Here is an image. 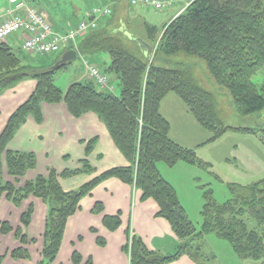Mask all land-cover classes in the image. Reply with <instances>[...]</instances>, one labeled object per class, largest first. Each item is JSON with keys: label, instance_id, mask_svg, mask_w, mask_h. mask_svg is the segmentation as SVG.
<instances>
[{"label": "trees", "instance_id": "obj_1", "mask_svg": "<svg viewBox=\"0 0 264 264\" xmlns=\"http://www.w3.org/2000/svg\"><path fill=\"white\" fill-rule=\"evenodd\" d=\"M188 2L189 5L163 29L147 20L143 22L142 39L155 49L151 57L145 56L137 42L117 30L122 24H114L112 30L109 28L115 20L114 11L106 17L109 18L108 26L99 24L97 29L78 39L77 48L82 55L100 51L109 53L111 62L103 71L118 78L120 94L99 87L93 78L74 83L64 91L56 84L54 76L56 71L66 68L65 64L55 66L59 60L50 67L27 64L35 57L30 58L23 50L0 42V95L25 79L37 80L35 92L12 114L0 136V200L5 194L14 205L20 206L33 195L42 198L49 206L45 244L38 264H52L60 252L68 220L80 209L82 199L110 177L142 190L143 200H156L160 207L159 216L171 223L178 236L177 249L162 254L151 250L131 229L127 230L128 241L123 248L131 264H173L183 255L204 264L203 241L211 233L231 243L234 253L243 260L264 264V178L251 184L230 183L232 198L222 203L214 198L212 188L200 186L204 189V204L199 226L186 211L177 189L160 170V163L174 167L179 162H186L208 172L213 167L199 157L194 148L172 139L171 123L161 108L171 92L182 99L202 128L211 133L205 145L218 141L230 130L254 133L264 144V92L253 80L264 66V0ZM126 30L139 37L127 24ZM181 53L196 55L206 62L215 83L232 95L238 116L256 115L261 122L253 126L226 125L219 117L216 95L198 84L188 69L167 65L171 63V57ZM158 57H162L164 64L156 63ZM45 102H65L77 118L87 112H96L130 164L107 170L72 192L63 189L54 170L48 177L38 175L22 187L6 181L2 173L3 158L7 161L8 172L16 177H24L28 170L37 166L34 153L12 151L7 147L29 115L42 121L41 105ZM94 144L95 140L87 144L88 153ZM83 171H94L87 160L81 171H65L62 175L71 176ZM33 212L34 206L30 205L22 215L24 229L30 224ZM103 212V203L97 202L93 213ZM103 222L104 226L115 231L121 226V213L107 214ZM24 229L17 228L16 236L25 245L28 238ZM0 230L5 234L14 229L4 221L0 222ZM98 241L101 245L106 243L102 237ZM9 253L13 259H29L31 256L25 246ZM4 259L5 256H0V264ZM81 260L80 253L75 251L74 264H81ZM87 264L92 261L88 260Z\"/></svg>", "mask_w": 264, "mask_h": 264}, {"label": "crops", "instance_id": "obj_2", "mask_svg": "<svg viewBox=\"0 0 264 264\" xmlns=\"http://www.w3.org/2000/svg\"><path fill=\"white\" fill-rule=\"evenodd\" d=\"M115 2L116 0L110 1V3L104 2L98 4L112 7L111 4ZM183 2L185 3L186 1L178 0L176 4ZM116 4L117 9L112 7L115 12V20L109 28L112 30L114 24L120 26L122 23H126L128 28L130 27V30L133 29L131 30L133 33L143 38L144 29L142 24L147 19L141 15V12L136 9L135 5L128 7L122 1H117ZM9 6V0H0V23L6 18L5 13ZM88 7L90 6H85L84 10H76L75 13L68 14L61 19L52 18L47 10L42 7L38 8L49 14L50 21H52L56 31L65 33L70 26L76 25L84 18ZM181 11L179 10L171 20L176 18ZM108 20L109 18H102L100 24L108 26L106 23ZM7 43L16 50H23L21 46L22 40L16 36ZM66 51L59 53L53 61L50 60L53 58L49 55L42 56L24 52L30 58L35 57L31 61L26 62L27 64H35L37 67H50L60 60ZM80 57L82 60L80 69L73 68L72 62L66 64L64 70L69 74H67V79L62 82V85L58 84L62 90H68V87L74 83L90 80L91 77H89L88 69L84 65L83 60L99 65L104 71L109 67L111 62L109 53L103 51ZM111 79V83L116 87L115 92L120 94L121 87L119 86L118 78L113 75ZM36 87V79H25L17 85L10 87V89L5 90L0 95V136L6 129L12 114L30 99ZM41 108V113H43L42 121H38L35 115H29L14 134L12 141H10L7 147L12 151L34 153L36 155L37 166L35 169L28 170L24 177H16L8 172L5 158H3L2 173L6 181L22 187L24 186L23 182L33 180L38 175L48 177L51 171L54 170L57 172L58 181L61 182L63 189L66 192H72V190H76L84 184L93 181L95 177L105 173L107 170L126 167L130 164L129 160L120 151L118 145L115 144L106 123L101 121L96 112H87L77 118L69 111L65 102L57 104L45 102L41 105ZM161 108L163 115L171 123L172 139L180 142L183 146L197 147L200 152L202 142L204 141L202 140L203 135L206 134L204 132L208 130L205 129L206 131H203L200 129L202 126L190 113L182 99L177 94L171 92L162 102ZM172 115L174 116L171 118ZM175 118L179 119V124ZM189 123L194 124L195 131L202 133L200 136L196 135L193 137L195 141H198L196 144L188 141L191 132V127L188 126ZM185 137L188 139H185ZM93 140H95L94 147L88 153L87 144ZM85 160L90 163L94 171H83L71 176L62 175L65 171H81ZM161 164H159L160 170ZM173 168H178L180 176L184 174L182 178H185L184 180L188 181V185L194 189L198 207L195 206V208L202 211L201 209L204 204L202 203V196L195 193L202 186L200 185V176H194L195 173L197 174L195 171L200 170V168H196V166L186 162H179L176 166L171 167L172 170ZM168 180L177 189L179 198L191 217L189 204L191 208L193 207L189 199L182 196V192L176 181ZM185 197L187 196L185 195ZM97 202L103 203V213H93ZM80 204V209L67 222L60 252L52 264H74L73 255L75 251H78L82 257L81 264H87L88 260H91L92 264H131L123 248L128 241L126 232L129 229L144 239L146 245L151 250H157L162 254H166L174 252L178 247V236L173 232L171 223L166 218L159 216L160 207L158 202L152 198L143 200L142 190H135L132 185H128L119 178H107L104 182L95 186L92 193L85 196ZM30 205L34 206V212L30 224L24 229L21 217ZM48 211L49 206L40 197L31 195L20 206H16L3 194L0 200V222H9L14 230L5 234L0 230V256H5L2 264H38L40 262L42 259L41 250L45 244L44 234ZM119 213H121L122 219L119 229L112 231L104 226L105 215H117ZM19 227L24 229L23 233L27 235L28 244L24 245L20 237L16 236V230ZM93 229L97 230V232H94ZM99 237L105 239L106 243L104 245L99 243ZM23 246L30 252L31 256L29 259H13L9 252ZM173 264L199 263L191 256L183 255Z\"/></svg>", "mask_w": 264, "mask_h": 264}, {"label": "rangeland", "instance_id": "obj_3", "mask_svg": "<svg viewBox=\"0 0 264 264\" xmlns=\"http://www.w3.org/2000/svg\"><path fill=\"white\" fill-rule=\"evenodd\" d=\"M31 3L37 7H42L47 10V12L53 18H62L68 14H73L76 10H84L85 6H93L102 4L104 2L110 3V1L114 0H30ZM117 1H122L124 4L128 5V7H133L131 0H116L115 3H112L111 6L114 9H117ZM184 3L174 4L172 7H168L167 9H157L153 6H141V4H136V9L141 12V15L146 18L150 23L158 26V28L163 29L162 27L166 25L179 10H183L185 5L188 3V0H185ZM177 3V2H176ZM190 3V2H189ZM113 9V10H114ZM59 53H55V55L51 56V61L55 60ZM162 57H158L156 63L162 62ZM81 57L79 56L76 60H74L73 68L80 69L81 68ZM170 64L168 66L177 67L182 66L189 70L198 84L203 86L204 88L211 91L217 98V106H218V114L219 117L223 120L226 125H232L235 127L241 126H253L256 122H261V118L256 115L248 116V117H240L237 115L235 111V107L232 101V95L222 86H219L215 83L213 77L210 75L206 68V62L203 61L196 55H188L185 53H181L179 55L173 56L170 58ZM66 70L61 69L56 71L54 79L56 84L62 85V82L67 79ZM110 76V75H109ZM109 86L114 87L111 83ZM116 80V78H115ZM256 82L259 90L264 92V66L258 74L253 78ZM64 86V85H63ZM108 91H113L110 88L102 87ZM116 89V87H115ZM114 89V90H115ZM67 91V90H64ZM167 113V111H166ZM170 115V114H169ZM180 115V113H179ZM174 115L171 116V118ZM176 119V118H175ZM179 124V119H176ZM191 127V132L189 134L190 143L196 144L193 139L196 135L200 136L202 133H199L194 130V124H188ZM196 126V124H195ZM203 131H206L203 128H200ZM203 135L204 140L202 143V148H200V152L198 148H194L198 153L199 157H201L204 161L210 162L213 164L211 171H206L200 167V170H197V174L194 176H200V185H205V187H210L214 190V198H216L220 203L224 201H228L232 198L231 191L229 188V184L232 182L239 184H251L255 181L264 178V144L254 133H245V132H236L234 130L228 131L226 134L221 136L218 141L213 144H206L207 139L210 138V132ZM185 139H188L185 137ZM187 141V140H186ZM201 144V143H200ZM6 161V160H5ZM7 164V161H6ZM161 164V163H160ZM196 167V168H197ZM161 171L164 177L170 179L173 182H177L180 191L182 192V196L184 198L189 199V202L192 204V207L189 204V209H191L192 219L193 221L200 226L201 221V211L197 210V199L194 195V189L188 185V181L184 180L180 176V172L178 168L169 167L166 164H161ZM189 178V175L187 174ZM186 177V178H187ZM191 178V177H190ZM29 181V180H27ZM23 182L24 186L26 182ZM134 189L136 186H133ZM139 190V189H138ZM204 189H200L195 193L202 196V203H204L203 198ZM143 194V191H142ZM185 195L187 197H185ZM11 202V201H10ZM195 206L197 208H195ZM203 252L206 258H204V264H257L255 261L247 259L243 260L238 256V254L234 253L231 243H229L225 239H221L215 233H211L207 238L203 241ZM42 251V250H41ZM43 252V251H42ZM42 254V253H41Z\"/></svg>", "mask_w": 264, "mask_h": 264}, {"label": "built area", "instance_id": "obj_4", "mask_svg": "<svg viewBox=\"0 0 264 264\" xmlns=\"http://www.w3.org/2000/svg\"><path fill=\"white\" fill-rule=\"evenodd\" d=\"M9 1L6 18L0 23V42H8L16 36L22 40L21 46L24 51L38 55H55L66 49L77 50L79 37L97 29L102 18L110 17L113 13L112 7L99 4L90 6L79 23L70 26L65 33H60L55 30L46 11L39 10L27 0ZM131 2L132 5L140 3L143 6H153L163 10L174 6L178 0H132ZM83 63L88 69L89 77L95 79L101 88H110V76L99 65L91 64L86 60H83ZM110 89L113 90L112 92L115 91V87Z\"/></svg>", "mask_w": 264, "mask_h": 264}, {"label": "water", "instance_id": "obj_5", "mask_svg": "<svg viewBox=\"0 0 264 264\" xmlns=\"http://www.w3.org/2000/svg\"><path fill=\"white\" fill-rule=\"evenodd\" d=\"M119 32H124L128 38L131 41H135L138 43L140 50L145 54V56L151 57L154 55L155 51L153 47L150 45V43L147 40L142 39L141 37L133 36L128 30H126V24L122 23V26L117 29ZM78 58V53L76 50L71 49L66 51L65 54H63V57L55 64V66H59L61 64H68L70 62H73Z\"/></svg>", "mask_w": 264, "mask_h": 264}, {"label": "bare ground", "instance_id": "obj_6", "mask_svg": "<svg viewBox=\"0 0 264 264\" xmlns=\"http://www.w3.org/2000/svg\"><path fill=\"white\" fill-rule=\"evenodd\" d=\"M93 61V60H92ZM119 87V86H118Z\"/></svg>", "mask_w": 264, "mask_h": 264}]
</instances>
